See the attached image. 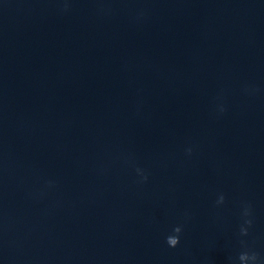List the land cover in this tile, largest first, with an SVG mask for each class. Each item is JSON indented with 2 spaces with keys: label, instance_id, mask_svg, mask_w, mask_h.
<instances>
[{
  "label": "clouds",
  "instance_id": "obj_1",
  "mask_svg": "<svg viewBox=\"0 0 264 264\" xmlns=\"http://www.w3.org/2000/svg\"><path fill=\"white\" fill-rule=\"evenodd\" d=\"M191 151H192L191 149H188L189 154H191ZM137 172L140 173L143 176V180H145V181L147 180V176L146 175H143L142 170L137 169ZM224 200H225V197L223 196V194H221L219 196V199L217 200V204L218 205L219 204H223L224 203ZM249 214H250V206H245L243 215L245 217H247ZM244 223L247 224V225H249V226H251L252 221L251 220H248V219H245ZM182 231H183V228H182L181 225L175 226L172 229V233L166 236V238H165L166 244L169 247H171V248L177 247L180 244V238H181ZM240 234L242 236L248 235V229L245 228V227H243V226H241V228H240ZM241 245H243V246L246 247V244H245L244 241H241ZM249 257L254 262V264L258 260V254L255 253V252H251L250 253L249 251H242V252H240L239 255H238V260L240 262V261L244 260L245 258H249Z\"/></svg>",
  "mask_w": 264,
  "mask_h": 264
}]
</instances>
